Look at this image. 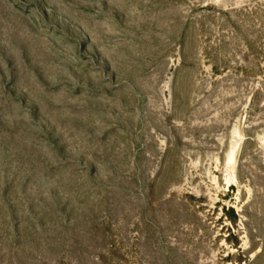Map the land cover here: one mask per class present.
Instances as JSON below:
<instances>
[{"label":"rangeland","instance_id":"1","mask_svg":"<svg viewBox=\"0 0 264 264\" xmlns=\"http://www.w3.org/2000/svg\"><path fill=\"white\" fill-rule=\"evenodd\" d=\"M0 264H264V0H0Z\"/></svg>","mask_w":264,"mask_h":264},{"label":"bare ground","instance_id":"2","mask_svg":"<svg viewBox=\"0 0 264 264\" xmlns=\"http://www.w3.org/2000/svg\"><path fill=\"white\" fill-rule=\"evenodd\" d=\"M232 156H233V155H231V157H230L231 159H232Z\"/></svg>","mask_w":264,"mask_h":264}]
</instances>
